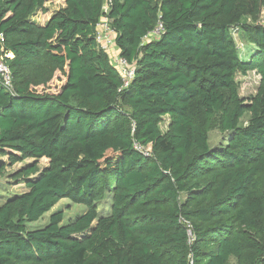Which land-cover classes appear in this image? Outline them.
Instances as JSON below:
<instances>
[{
    "label": "trees",
    "instance_id": "1",
    "mask_svg": "<svg viewBox=\"0 0 264 264\" xmlns=\"http://www.w3.org/2000/svg\"><path fill=\"white\" fill-rule=\"evenodd\" d=\"M46 3L0 0L14 85L0 82V178L33 160L12 176L26 191L0 206V264H264V27L243 23L264 0H65L40 25ZM104 17L136 64L125 89L96 41ZM236 28L255 46L249 60ZM57 72L67 81L50 93ZM252 72L247 101L237 77ZM216 118L225 139L212 147ZM64 199L87 210L28 227Z\"/></svg>",
    "mask_w": 264,
    "mask_h": 264
},
{
    "label": "rangeland",
    "instance_id": "2",
    "mask_svg": "<svg viewBox=\"0 0 264 264\" xmlns=\"http://www.w3.org/2000/svg\"><path fill=\"white\" fill-rule=\"evenodd\" d=\"M65 5L64 0H47L46 7L49 10L48 14H41L40 15V22H45L51 15L63 8ZM45 15V16H44ZM243 23L254 25V26H263L264 27V10L261 13L258 22L254 23L252 19H244ZM234 36L239 48L240 55L243 60H249L251 55L254 53L255 46L252 44L251 40L242 30L234 29ZM67 78L60 73H56L53 81L49 84V88L47 90L50 93H57L61 89V87L66 83ZM238 87L240 95L243 99L250 101L259 90L261 77L255 72L249 73L246 76L239 75L237 77ZM39 90L45 91L43 87L39 88ZM249 120V116L247 115L244 120L242 121V125H246L247 121ZM219 118H216L212 129L210 130L209 137H210V144L212 147H216L219 144H222L225 137L221 133L218 127ZM169 123L168 118L165 119L164 123L161 125L162 131L165 132L167 130V125ZM2 161L7 162V158H2ZM33 163V160L26 161L22 164H17L14 167H9L7 169L6 174L0 178V206L5 204L8 199L14 197L15 195H20L26 191L25 183L23 181H16L12 179V176L21 168L29 166ZM48 160L42 159L39 162L40 169H44L48 166ZM111 196H107L106 199L98 204V210L101 215H108L111 213ZM86 207L84 205H76L73 204L70 200L64 199L62 200L50 213L46 214L40 221L35 223H29L28 227L30 229H38L46 226L49 221L50 217L53 213L62 211L64 214V221L63 224H67L73 219H76L81 214L86 211Z\"/></svg>",
    "mask_w": 264,
    "mask_h": 264
},
{
    "label": "built area",
    "instance_id": "3",
    "mask_svg": "<svg viewBox=\"0 0 264 264\" xmlns=\"http://www.w3.org/2000/svg\"><path fill=\"white\" fill-rule=\"evenodd\" d=\"M105 12L108 13V7ZM162 23L158 24L155 30L144 41H151L153 39H159L163 33ZM117 32L112 26V21L104 17L97 25L96 41L99 47L108 53L111 63L114 68L119 72L122 79L123 89L128 88L136 75V64L130 63L126 58H123L117 47ZM0 82L11 92L14 90L12 71L7 63L0 61ZM136 148L145 155L149 156L151 149H144L143 147L136 145ZM190 232V242L194 241V237L191 234V226L188 225Z\"/></svg>",
    "mask_w": 264,
    "mask_h": 264
},
{
    "label": "crops",
    "instance_id": "4",
    "mask_svg": "<svg viewBox=\"0 0 264 264\" xmlns=\"http://www.w3.org/2000/svg\"><path fill=\"white\" fill-rule=\"evenodd\" d=\"M64 2H65V0H64ZM64 7H65V5H64ZM58 11H59V10H58ZM54 13H55V12H54ZM54 13H53V14H54ZM41 14H43V13H42V12H39V13L35 16V18H34V20H35L37 23H39L40 25H45V24L50 20V18H51L52 15H53V14H52L51 17H49V19H47V21H45V22H40V15H41ZM47 14H48V13H47ZM45 15H46V14H45ZM45 15H44V16H45ZM9 57L12 58L13 55H9ZM232 263L235 264V263H236L235 260H232Z\"/></svg>",
    "mask_w": 264,
    "mask_h": 264
}]
</instances>
